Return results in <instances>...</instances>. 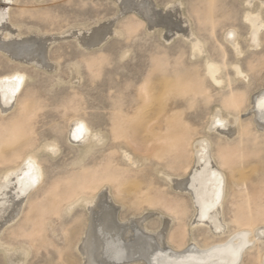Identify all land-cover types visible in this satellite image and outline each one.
<instances>
[{
    "label": "rangeland",
    "instance_id": "1",
    "mask_svg": "<svg viewBox=\"0 0 264 264\" xmlns=\"http://www.w3.org/2000/svg\"><path fill=\"white\" fill-rule=\"evenodd\" d=\"M151 1L157 10L163 12L171 4L181 1L182 12L191 28L206 43L205 53L193 57L181 32L167 39L163 36L165 29L160 27L162 25L150 28L137 11L122 13L120 10L125 0H15L8 6L9 21L19 24L22 34L19 39L29 36L30 28L58 37L46 51L50 66L24 62L0 49V74L16 69L27 73L21 96L6 112L0 109V117L6 121L16 116L22 99L33 105L31 126L27 129L31 135L27 132L17 143L9 144L5 152L10 154L16 147L27 150L36 147L34 150L39 152L45 171L42 187L39 185L29 191L19 216L0 234L2 248L10 245L18 251L27 249L25 264H84L79 244L82 236L85 237L89 209L77 204L70 210L63 205L58 213L45 210L44 228L38 236L32 237L30 229L34 219L46 205L31 210L30 206L42 202L44 191L55 178L65 179L84 169L100 167L110 155L113 167L119 173L127 172V175L122 189L116 183H105L107 185L100 191L105 193L104 201L113 205L121 224L147 216L145 228L153 233L162 231L165 227L163 216L169 217L172 221L165 231L168 243L179 225L186 227V246L223 239L235 228L237 202L264 186V131L256 127L250 111V96L264 85V31L260 43L248 48L247 25L242 20L243 0ZM108 18L116 19L114 28L123 32L110 34L92 47L83 46L77 36L65 32L77 30L81 25L95 26ZM233 24L238 26L237 36L243 48L240 57L224 39V31ZM207 59L221 66L223 83H214L208 77ZM236 63L248 77L236 76ZM73 64L79 68L78 80L71 78ZM159 79H164L167 84L168 93L163 98L165 105L160 109L155 107L148 122L139 113L147 108L142 86L147 80L154 83ZM169 83H172L171 87ZM188 85V90H181ZM239 93L244 94V102L236 122L238 132L232 137L210 132L211 115L218 108L225 109L226 99ZM74 113L85 116L91 126L104 135L103 141L94 145L78 164L75 161L80 156L81 145L68 137L69 118ZM119 127L123 129L121 136L117 135ZM182 130L192 132V136L195 134L193 138L209 132L211 149L217 160L219 149L227 143L244 146L247 153L251 151L247 158H243L244 162L243 159L242 163L240 161L246 174L235 173L239 182L234 177L231 179L227 171L229 184L222 208L227 229L220 235L212 232L208 225L194 222L192 195L186 190H177L169 179V176L186 178L189 169L185 170L183 166L194 161L192 142L195 140L182 155L164 141L166 135ZM21 142L28 144L24 143V146ZM51 142L57 145L56 152L44 147ZM3 161L0 159V170L11 165L7 159L5 164ZM132 181L135 186L129 190ZM172 199L182 202L183 216L166 207V200ZM261 199L264 203V191ZM1 247L0 264H9L4 256L5 249ZM261 251H264V239L252 243L239 264H251L253 256L260 255Z\"/></svg>",
    "mask_w": 264,
    "mask_h": 264
},
{
    "label": "bare ground",
    "instance_id": "2",
    "mask_svg": "<svg viewBox=\"0 0 264 264\" xmlns=\"http://www.w3.org/2000/svg\"><path fill=\"white\" fill-rule=\"evenodd\" d=\"M14 1L0 0V49L24 62L50 66L47 63L46 51L48 45L58 37L55 34L41 32L37 28H30V35L19 39L22 35L19 24L16 25L9 21L8 6ZM125 1L120 10L122 13L129 10L137 11L148 22L150 28L162 25L160 27L165 29L163 36L167 39L181 32L189 44L193 57L205 53L206 43L191 28L188 18L182 12L181 1L178 4H171L164 12L157 10L151 0ZM242 3V20L247 25V47L253 48L255 44L260 43L261 34L264 31V0L257 2L243 0ZM115 21L117 20L108 18L98 22L95 26L80 24L81 26L77 30L70 29L65 32L77 36L83 46L92 47L100 44L110 34L120 35L123 32L122 29L114 28ZM237 34V24L229 25L224 31V39L232 46L236 56L240 57L243 54V48ZM205 65L206 74L214 83L224 82V78L222 79L220 75L221 66L219 64L207 59ZM78 69V65L75 64L70 68L72 80L79 79ZM234 70L236 76L248 77V74L237 63L234 65ZM26 82L27 73L22 70L16 69L0 74V109L2 112L9 110L12 104L19 99ZM171 84L169 83V86ZM189 86L185 90L184 88L181 90L185 92ZM166 87L164 79H159L154 83L147 80L143 83L142 89L147 108L142 112L138 111L141 113L142 119L149 122L152 116L150 113L152 114L155 107L158 106L160 109L162 105H165L163 98L168 93ZM166 100H168V96ZM243 102V93L227 98L225 109L218 108L211 115L208 128L210 132L217 131L229 137L234 136L238 132L236 122ZM250 111L256 127L264 131V85L250 96ZM31 112H33L31 102L22 99L20 110L16 116L6 121L0 117V159L4 161L7 159V162L11 163L0 170V234L6 225L19 216L29 196V191L39 185V188L42 187L43 181H45L44 166L39 160V152L35 151L36 147H33V150L31 147L30 150L16 147L12 148L10 154L5 152L9 144L14 145L27 134L32 118ZM68 127L70 140L81 145L80 156L75 161L78 164L94 145L103 141L104 135L100 130L94 129L85 116L77 113L69 118ZM186 127L185 129L188 128ZM28 133L31 135V131ZM122 133L123 129L119 127L117 135L121 136ZM191 133L182 130L179 133L172 132L164 138V141L180 151L181 155L184 154L185 148L191 144L192 140H195L192 142L193 145L191 144L195 154H193L194 161L192 164L187 162L183 166L185 170L189 169V175L187 174L186 178L169 176V179L174 182V187L177 190H186L192 195L195 207L194 222L197 225L206 224L212 232L220 235L227 229V224L222 218V208L229 184L228 172L232 177L229 178L233 179L234 177L239 182L235 173L246 174L245 167L242 164L240 166V161L242 163V159L247 158L246 156L251 151L249 150L247 153L246 147L227 143L219 149L217 160L211 149L212 141L209 132L199 138H193L195 134L192 136ZM44 147L57 151V145L53 142L44 144ZM124 156L131 159L126 153ZM126 175L127 172L119 173L113 167L110 155L100 167L84 169L65 179L55 178L44 191L42 202L30 206L31 210L35 206L42 208L46 205L34 219L30 229L32 237L38 236L44 228L43 212L45 210L58 213L63 205L70 210L75 205L82 204L90 211L85 237L82 236L83 240L79 244V250L84 256V260H82L84 264H239L249 246L257 240L264 239V203L261 201L264 186L257 192L247 196L244 194L246 197L237 202L234 210L235 228L229 234L227 233L226 237L216 242H204V245L197 246L193 243L186 246L187 230L184 225L177 226L170 238L171 244L167 242L165 231L167 225L172 221L169 217L163 216L164 229L154 233L145 228L144 221L147 216L120 223L113 205L104 201L105 193H100V191L103 186L107 185L105 184L107 182L116 183L117 187L122 189L126 182ZM134 186L135 181H132L130 187L127 188L131 190ZM165 204L170 211L176 212L178 216L184 215V207L180 200H166ZM3 248L5 249L6 262L25 264L27 249L22 248L18 251L15 246L10 245L3 246ZM251 264H264V251H261L260 255L253 256Z\"/></svg>",
    "mask_w": 264,
    "mask_h": 264
}]
</instances>
